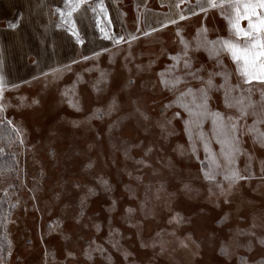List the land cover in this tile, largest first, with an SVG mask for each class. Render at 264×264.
<instances>
[{"label":"rangeland","instance_id":"374dc122","mask_svg":"<svg viewBox=\"0 0 264 264\" xmlns=\"http://www.w3.org/2000/svg\"><path fill=\"white\" fill-rule=\"evenodd\" d=\"M10 1L0 8V70L16 79H4L0 120L12 125L0 126L18 127L23 144L13 134L15 176L12 180L0 176V198L8 192L14 205L7 250L0 256L3 264H244L241 255L249 258L248 264H264V248L259 244L252 251L240 248L231 258L219 250L221 244L236 243L233 236L240 230L248 233L254 219L257 224L264 221V146L243 128L238 162L241 171L249 165L248 178L230 190L229 203L218 200L210 195V190L217 191L215 183L204 180L200 171L209 163L203 147L193 142L199 159L191 154L182 119H172L173 95L158 84L157 73L167 72L173 64L170 56L181 50L177 29L190 41L201 24L210 30V38L226 36V22L219 13L211 9L208 14L188 13L184 20L172 19L176 24L148 16L155 23L150 20L151 30L141 36L139 8L136 15L123 16L127 28L135 30L132 36H138L131 46L107 48L88 59L81 53L75 59H56L52 54L34 59L36 49L22 47L18 37V42L12 41L6 30L17 26L19 19ZM130 2L124 0V5ZM151 3L161 7L158 0ZM33 7L24 15L23 25L30 23L27 16L37 10ZM57 8H64L63 0L52 8L51 25L64 29L77 43ZM5 9L11 14L3 15ZM96 13L91 17L94 34L105 43H115L105 39V33L117 38L122 34H112L110 20L106 25L99 9ZM77 18L83 25V17ZM42 19L39 29L44 35L52 27L46 16ZM195 56L196 67L213 68L208 51ZM223 62L237 83L230 58L223 57ZM183 71L181 65L177 74ZM191 83L197 86L196 81ZM114 96L117 105L109 112ZM253 98L259 99L255 82ZM212 107H222L220 93L214 95ZM136 109L149 119L138 117ZM165 119H172L168 131L158 123ZM246 123L250 126L252 120ZM208 127L210 122L206 131ZM256 128L264 131L260 124ZM213 148L219 151V145ZM217 180L227 184L221 176ZM173 215L179 222L170 220ZM261 231L257 227L258 237Z\"/></svg>","mask_w":264,"mask_h":264},{"label":"snow or ice","instance_id":"6c2138e0","mask_svg":"<svg viewBox=\"0 0 264 264\" xmlns=\"http://www.w3.org/2000/svg\"><path fill=\"white\" fill-rule=\"evenodd\" d=\"M63 2L64 8L56 9L61 22L71 26L69 31L76 38L77 43L84 44V40L76 29L73 13L83 8L84 11L91 10L93 13L99 9L101 14L106 15L104 0H95L94 4L89 0H63ZM180 2L183 3L184 0ZM210 9L218 12L226 22L227 35H216L215 38H210V30L206 25L201 24L193 40L190 41L184 38L177 29L181 50L178 54L170 56L173 61L171 68L167 72L157 73V77L158 84L173 95L176 111L173 112L172 119H182L184 130L189 136L191 154L199 159L193 142L204 149L209 163L200 170L202 178L214 182L217 190L215 193L210 190V195H215L218 200L223 198L224 203H229L230 190L234 189L239 181L246 180L247 173L250 171L248 164L241 171L238 162L243 128H247L249 133L254 134V140L264 146V131L256 128L257 124L264 126V0H196V7L190 9L189 14L192 16L199 13L208 14ZM179 19L184 20L186 17L180 15ZM169 23L176 24L177 21L171 20ZM9 27L14 28L16 25H9ZM109 38L117 44L124 41V37H109L105 33V39ZM130 39H136V37L132 36ZM200 50L210 53V59L214 61L213 68L206 69L203 65L195 66V54ZM225 56L230 58L235 66L234 73L237 83L232 82L233 74L226 70L223 62ZM83 58L88 59V57ZM181 65L184 71L177 74ZM218 78L220 83L216 82ZM193 80L197 82L195 87L191 83ZM254 82L259 88L258 100L253 98ZM4 87V78L0 75V101L4 96ZM217 93L221 94V108L212 107V99ZM69 104L77 107L72 101H69ZM171 104L172 101L164 107L168 108ZM116 105L117 99L114 96L108 106V111L114 110ZM3 110L4 105L0 103V111ZM77 110H79L78 107ZM136 113L144 120L149 119L147 114L140 109H136ZM172 119L158 122L162 131L169 130ZM249 119L252 120L250 126L246 123ZM208 122H210V127L206 131L205 126ZM242 122H244L243 126ZM0 123L12 125V121L7 120H0ZM12 133L16 135L19 143L23 144V139L20 138L21 130L13 125ZM214 144L219 145L218 152L214 150ZM3 151L4 149L0 148V153ZM218 176H221L227 184L218 181ZM183 187L185 190H191L187 183H184ZM179 219L178 215L170 217V220L177 222ZM257 227L264 229V221L257 224L254 219L248 233L240 230L234 234L233 240L236 243L221 244L219 248L221 255L231 258L240 248L252 251L256 244L264 248V231H261L258 237ZM240 236H245L246 240L241 242ZM8 245L11 249L10 240ZM240 260L248 264L249 258L241 255ZM0 264H3L2 257H0Z\"/></svg>","mask_w":264,"mask_h":264},{"label":"crops","instance_id":"0c3cea01","mask_svg":"<svg viewBox=\"0 0 264 264\" xmlns=\"http://www.w3.org/2000/svg\"><path fill=\"white\" fill-rule=\"evenodd\" d=\"M17 1V3H16ZM60 0H11L10 2L14 4V11H19V19L17 23V28H8L7 32L9 33V37L12 41H16L17 37L19 38L22 47L26 48H34L36 49V56L34 59H48V56L50 54L54 55L56 59H75V55L77 53H81L80 56L83 57H93L96 55H99L101 53H105L107 48L114 49V48H120V46L130 45L137 41L138 36L134 35L136 39H130L133 34V30L130 28H127L126 21L124 22L123 16H131L137 13L138 9L141 8L142 12V20L140 22L141 24V30L142 33H148V31L151 30V24L156 20H159L162 24L166 23L168 24L169 21L172 19H177L180 15H184L187 17L189 13V7L194 6L196 7V0H192L191 3H186L187 0H184V5L181 7H177L179 5L180 0H158L159 6L161 7H153L151 4L152 0H130V5H124V0H104V5L107 10L109 20L112 24L111 33L112 34H122L121 36L124 37V41L117 44L113 43L111 44V41H108V43H105V40L103 38H99L94 33V23L91 17H93V12L91 10L84 11L83 8L77 10L73 13V20L75 21V24L78 25L80 33L83 34L84 38V44H77L73 41L71 36L62 28L54 29L53 20L51 18L52 16V8L53 6L57 5V3ZM194 1V3H193ZM31 3V4H30ZM9 4V0H0V8L1 5ZM34 6H37V10H34L30 14L32 17H28V20L30 23L27 25H23V21L25 22L26 19H24V15H26L27 10ZM164 6L166 7V10L163 9ZM33 7V8H34ZM187 8V10H186ZM163 9V10H161ZM161 10V11H160ZM7 11V12H6ZM3 15H9L11 14L10 10L5 9V12H3ZM2 15V16H3ZM29 15V14H28ZM38 15V16H37ZM46 16V23L51 25V30L47 31V33H44V35L40 34V27L42 25L43 19L42 17ZM83 17L84 24L82 25L81 20H79L77 17ZM148 16H159L160 19H148ZM191 16V15H190ZM165 18V19H164ZM124 19V20H123ZM152 23L150 24L149 22ZM27 21V20H26ZM119 21V22H118ZM158 22V21H156ZM121 23V24H120ZM149 23V25H148ZM159 25V23H158ZM91 28L92 32L89 29H85L87 32H84V30L81 27ZM18 34L16 35V33ZM6 33V31H5ZM93 33V34H92ZM6 35V34H5ZM141 36H144L141 35ZM107 42V41H106ZM77 48L80 50V52L75 51L74 49ZM71 49V51H69ZM93 53H96V55H93ZM42 54V55H41ZM51 56V55H50ZM22 59V57H21ZM63 63V61H62ZM0 75L3 76L5 79V75L3 74V71L0 70ZM7 78L14 79L12 75H9ZM16 79V78H15Z\"/></svg>","mask_w":264,"mask_h":264},{"label":"trees","instance_id":"16d2710c","mask_svg":"<svg viewBox=\"0 0 264 264\" xmlns=\"http://www.w3.org/2000/svg\"><path fill=\"white\" fill-rule=\"evenodd\" d=\"M97 15V13H93V17H97ZM102 15L105 18V22H107L106 25H109V18L107 17L108 13L106 15ZM67 27L69 28L71 26L67 24ZM69 32L71 33V31ZM14 139L15 138L12 133V129H9L7 125H5V127L3 125L0 126V148L4 149V151L0 153V176H4L6 177V179L10 180H12L15 176L14 168H16L14 156L12 153V147L15 145ZM14 183L16 184V180H14L13 184ZM6 195L0 198V256L6 253L7 250L6 236L8 232L10 210L14 208L13 203L9 202L8 192L6 193Z\"/></svg>","mask_w":264,"mask_h":264}]
</instances>
